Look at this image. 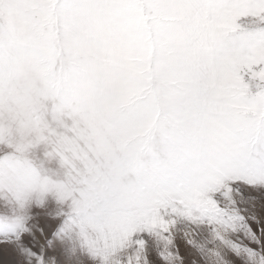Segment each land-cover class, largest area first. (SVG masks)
I'll return each mask as SVG.
<instances>
[{"label":"snow or ice","instance_id":"obj_1","mask_svg":"<svg viewBox=\"0 0 264 264\" xmlns=\"http://www.w3.org/2000/svg\"><path fill=\"white\" fill-rule=\"evenodd\" d=\"M0 264H264V0H0Z\"/></svg>","mask_w":264,"mask_h":264}]
</instances>
